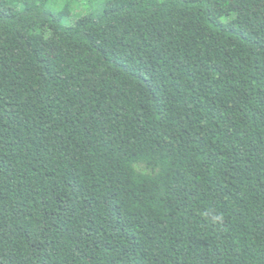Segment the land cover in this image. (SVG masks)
I'll return each mask as SVG.
<instances>
[{"label": "trees", "instance_id": "1", "mask_svg": "<svg viewBox=\"0 0 264 264\" xmlns=\"http://www.w3.org/2000/svg\"><path fill=\"white\" fill-rule=\"evenodd\" d=\"M0 264H264V0H0Z\"/></svg>", "mask_w": 264, "mask_h": 264}]
</instances>
